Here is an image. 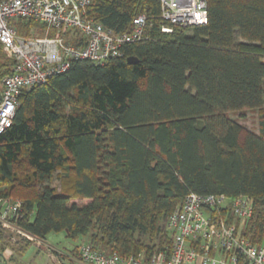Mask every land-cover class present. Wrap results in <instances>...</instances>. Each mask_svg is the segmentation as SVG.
<instances>
[{
    "label": "trees",
    "instance_id": "trees-1",
    "mask_svg": "<svg viewBox=\"0 0 264 264\" xmlns=\"http://www.w3.org/2000/svg\"><path fill=\"white\" fill-rule=\"evenodd\" d=\"M206 7L205 25L164 33L159 0H91L87 15L117 34L144 15L146 40L103 65L71 62L22 90L0 134V197L21 202L20 229L149 258L169 251L167 219L193 192L250 199L253 216L237 227L263 245L264 112L258 133L229 113L264 106V0H206ZM13 27L22 37L44 30L33 20ZM64 39L76 45L68 33ZM14 65L0 45V87ZM30 245L23 240L15 250L22 255ZM70 253L78 258V248Z\"/></svg>",
    "mask_w": 264,
    "mask_h": 264
},
{
    "label": "built area",
    "instance_id": "built-area-1",
    "mask_svg": "<svg viewBox=\"0 0 264 264\" xmlns=\"http://www.w3.org/2000/svg\"><path fill=\"white\" fill-rule=\"evenodd\" d=\"M91 0H0V45L15 61L13 71L1 81L0 134L8 129L19 105L22 90L42 85L65 73L71 62L103 65L122 55V47L146 40V18L132 20L127 33H114L87 15ZM160 18L173 27L190 28L207 23L206 0H159ZM33 20L44 27V36L17 35L13 21ZM54 32L53 36H49ZM76 45L66 43L64 35ZM21 202L0 197V230L38 242L17 225ZM254 206L247 197L199 195L189 192L168 217L169 251L149 258L121 257L95 250L88 243L78 247L80 264H264V244L257 247L241 235L237 221L247 222Z\"/></svg>",
    "mask_w": 264,
    "mask_h": 264
},
{
    "label": "rangeland",
    "instance_id": "rangeland-1",
    "mask_svg": "<svg viewBox=\"0 0 264 264\" xmlns=\"http://www.w3.org/2000/svg\"><path fill=\"white\" fill-rule=\"evenodd\" d=\"M30 33L32 34V36L34 35L44 36L45 31L33 30L30 31ZM54 34L55 33L53 32L52 35ZM262 112H264V106H262L259 109H242L240 111L231 112L229 113V117L231 119L238 121V123L242 125L247 131L258 133L259 116L261 115ZM59 174L60 171L57 173V176H59ZM60 184H61L60 181H58L56 177L54 179L53 186L57 190H59L63 188L62 184L61 185ZM12 200H18V199H12ZM0 232H7L4 233L5 235H3V237L5 238V242L2 243L0 242V248L10 247V252L13 253L14 256L13 260L17 261L16 264H50V260L48 257L49 252L51 255H55L59 259L58 253H54L50 251L51 249L58 251L59 253L68 254L69 256H72L74 259H76L77 257L71 255L70 251L74 250V248L78 247L79 245L87 241V238L85 237H81L78 240L72 241L66 238L64 232H58V233L52 232L46 236L45 242L41 246L40 250L36 248L34 245H30L22 253V255L19 256L18 253L19 251L15 250V247L17 243L22 242L23 239H21L19 235L11 233L10 231L0 230ZM263 244H264V238H263ZM0 264H12V262L4 263L3 261H0Z\"/></svg>",
    "mask_w": 264,
    "mask_h": 264
},
{
    "label": "crops",
    "instance_id": "crops-1",
    "mask_svg": "<svg viewBox=\"0 0 264 264\" xmlns=\"http://www.w3.org/2000/svg\"><path fill=\"white\" fill-rule=\"evenodd\" d=\"M44 242H45V239L39 240V244H38V242H35V243L30 242V243H31V245H34L36 248H38L40 250L41 246L43 245ZM78 247H76V248H78ZM50 251H52L54 253H58V256H59V259H58L57 256L51 255L49 252L48 257L50 260V264H80L78 258L74 259L72 256H69L68 254L59 253L58 251H55L53 249H51ZM19 256H21V255H19ZM13 259H14V256H13V253L10 252L9 247L0 248V261H3L4 263L12 262V264H16L17 261L13 260Z\"/></svg>",
    "mask_w": 264,
    "mask_h": 264
},
{
    "label": "water",
    "instance_id": "water-1",
    "mask_svg": "<svg viewBox=\"0 0 264 264\" xmlns=\"http://www.w3.org/2000/svg\"><path fill=\"white\" fill-rule=\"evenodd\" d=\"M127 62H128L129 64H136V63H137L136 59H134V58H129V59H127Z\"/></svg>",
    "mask_w": 264,
    "mask_h": 264
}]
</instances>
